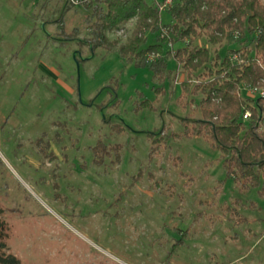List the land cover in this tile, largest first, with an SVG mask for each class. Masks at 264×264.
<instances>
[{"label":"rangeland","instance_id":"rangeland-1","mask_svg":"<svg viewBox=\"0 0 264 264\" xmlns=\"http://www.w3.org/2000/svg\"><path fill=\"white\" fill-rule=\"evenodd\" d=\"M86 17L66 0H0V208L8 250L19 264H264V197L255 188L240 192L201 138L175 134L190 111L176 100L185 72L169 56L160 82L117 46L91 48ZM132 23L108 38L125 41ZM197 43L221 55L241 45ZM144 99L152 109L138 106ZM98 139L120 143L117 163L93 161ZM234 198L242 220L227 211ZM174 227H188L176 247Z\"/></svg>","mask_w":264,"mask_h":264},{"label":"trees","instance_id":"trees-1","mask_svg":"<svg viewBox=\"0 0 264 264\" xmlns=\"http://www.w3.org/2000/svg\"><path fill=\"white\" fill-rule=\"evenodd\" d=\"M66 1L87 10L91 48L117 46L127 60L147 64L160 82L169 70L167 58L172 56L186 76L180 82L176 100L190 105L176 136L201 138L210 149L219 152L224 177L231 178L240 192L255 188L264 197V98L243 94V88L248 85H264L263 0H170L165 3L168 4L165 10L171 16L167 23L160 17L165 0ZM130 19L133 23L125 41L108 38V31L124 30L122 24ZM60 28L63 30V22ZM147 33H152L153 41H148ZM201 37L213 45L231 40H238L241 45L229 47L221 55L218 50L199 45L197 40ZM194 76L197 81L191 83ZM155 90L163 92L160 87ZM138 106L152 109L153 103L144 99ZM246 109L250 110V116L244 119L242 114ZM111 127L123 131L121 124ZM155 141L162 143L160 137ZM35 142L48 157L54 155L42 137H37ZM120 147V143L107 145L98 139L90 147L93 161L100 164L104 156H112L110 161L117 163ZM230 204L226 206L230 215L244 219L238 214L239 199L234 198ZM174 228L178 237L171 242L172 247L180 245L188 232V227ZM7 236L8 227L0 208V264H19L18 257L8 250Z\"/></svg>","mask_w":264,"mask_h":264},{"label":"built area","instance_id":"built-area-1","mask_svg":"<svg viewBox=\"0 0 264 264\" xmlns=\"http://www.w3.org/2000/svg\"><path fill=\"white\" fill-rule=\"evenodd\" d=\"M72 1L75 2L76 0H72ZM169 1L170 0H165L163 5H165V3H168ZM163 5H161V7ZM169 45H170V43H169ZM152 57H153V55L150 54L149 58H152ZM233 57L235 58L236 55H234ZM245 88H246L247 92L249 93V95L264 98V85L254 84V85H248ZM249 116H250V110L246 109L243 112L242 117L245 119V118H248Z\"/></svg>","mask_w":264,"mask_h":264}]
</instances>
